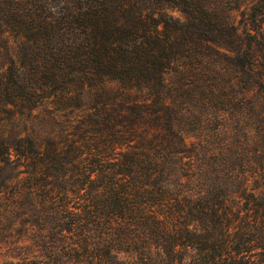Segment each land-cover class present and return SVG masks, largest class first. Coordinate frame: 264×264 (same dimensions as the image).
Segmentation results:
<instances>
[{"label": "trees", "instance_id": "obj_1", "mask_svg": "<svg viewBox=\"0 0 264 264\" xmlns=\"http://www.w3.org/2000/svg\"><path fill=\"white\" fill-rule=\"evenodd\" d=\"M239 6L0 0L10 264H264V0Z\"/></svg>", "mask_w": 264, "mask_h": 264}, {"label": "rangeland", "instance_id": "obj_2", "mask_svg": "<svg viewBox=\"0 0 264 264\" xmlns=\"http://www.w3.org/2000/svg\"><path fill=\"white\" fill-rule=\"evenodd\" d=\"M211 1L240 5L238 9L235 8L231 11L232 20L238 22L243 17L242 11L253 0ZM12 193L11 188L0 192V264H10L11 261H22L24 258L32 256V230L30 228L32 225H30L27 214L23 215L15 210H9Z\"/></svg>", "mask_w": 264, "mask_h": 264}]
</instances>
